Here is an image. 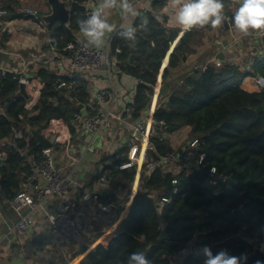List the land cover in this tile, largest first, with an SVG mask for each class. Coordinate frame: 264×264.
Here are the masks:
<instances>
[{"label":"trees","instance_id":"obj_1","mask_svg":"<svg viewBox=\"0 0 264 264\" xmlns=\"http://www.w3.org/2000/svg\"><path fill=\"white\" fill-rule=\"evenodd\" d=\"M166 2L155 1L154 8H162ZM224 4L227 8L228 0ZM85 12V6L76 2L69 28L50 24L58 48L79 43L74 36L79 32L76 21L85 18ZM141 18L148 20L147 28ZM134 26L135 46L119 37V30L112 39L111 56L117 61L119 74L138 80L135 101L130 105L132 120L138 121L151 105L162 62L181 31L166 27L163 19L148 13L136 17ZM209 28H194L184 34L170 56L164 81L170 70L194 51L192 47ZM257 65L256 62L253 67ZM260 73L264 76V69ZM248 76L233 64H211L207 70H196L171 92L167 87L163 89L154 118L164 125L157 127L150 138V157L156 160L176 151L170 144L171 135L191 127V138L201 141L197 155L204 154L206 164L192 171L183 165L177 170L163 164L153 171L144 166L129 216L108 246H99L81 264H126L128 255L137 250L144 251L152 264H204L206 257L200 252L204 246H209L214 255L222 250L233 256L246 255L241 264H264V90L250 93L242 89ZM38 78L42 89L39 95L31 94V99H37L32 108L29 98L19 94L20 84L12 76L3 81L0 93L3 106H7L6 114L0 115V144L5 143L3 150L7 154L0 164V188L12 198L22 191L29 173L22 151L42 150L34 139L29 145L21 140L10 144L15 132L21 125L44 128L51 120H63L74 135L75 115L80 114V104L90 99L89 86L82 77L75 79L79 82L75 93L58 89L62 81H70L67 76L41 69ZM27 86L32 89L31 78ZM119 164L121 161H115L109 167V183L131 187L136 167L119 170ZM212 168L216 169L214 175ZM103 174L104 170L99 179ZM229 176L236 184L229 186L225 182ZM174 180L179 181L177 194ZM163 198L172 201L160 210ZM174 219L173 226L167 227Z\"/></svg>","mask_w":264,"mask_h":264},{"label":"crops","instance_id":"obj_2","mask_svg":"<svg viewBox=\"0 0 264 264\" xmlns=\"http://www.w3.org/2000/svg\"><path fill=\"white\" fill-rule=\"evenodd\" d=\"M76 2L85 6L86 9L93 8L97 4V0H77ZM154 3L155 0H141L137 10L142 14L159 16L161 20L165 21L166 27L175 29L176 27L168 23V15L164 12L167 2L162 8H154ZM1 4L8 11V16L0 19V65L9 70L23 72L29 80L31 78L33 87L30 89L27 86V98H29L32 108L37 104V99H31V94L39 95V90L42 89L41 79L38 78L40 70L47 69L57 76H67L72 72L71 57L64 51L65 46L57 47V39L53 36L50 24H48L49 32H46L39 27L37 22L24 15L25 8L38 9L43 19L51 15L52 8L47 0H1ZM74 4L68 5L69 8L71 6V16ZM237 7L235 0H228V7L224 10L228 17L227 23L218 29H207L198 40L201 44L198 45L197 42V45L192 47L194 51L187 55L177 68L171 69L169 77L164 81L163 75L169 67L172 55V53L170 54L173 49L171 46L168 53L170 56L167 55L162 62L151 105L142 119L154 118L155 112L161 104L165 87L171 92L206 64L218 66L217 63H221V65L229 63L239 67L242 72L250 74L244 79L241 88L250 93L259 92L256 86V77L261 73L258 72L254 75L253 72L256 69L253 66L256 62L258 67L261 62L264 64V44L256 32L244 36L234 29L231 17ZM106 14L109 21L117 25V29L106 36V43L102 47L105 49L119 30L136 20V17H122L118 9L106 12ZM53 24L69 28L71 18L70 22L64 26L58 21ZM185 33L181 32L173 43L178 46ZM74 36L75 42L87 44L80 32H74ZM219 54H223L225 62L217 59ZM115 62L113 81L108 67L81 77L89 86L88 92L91 100L95 98L99 90L107 89L112 83L114 84L116 96L106 102L98 103L96 108L101 113H117L119 119L112 120L109 125L101 127L95 134L86 132L82 135V131L75 126L76 133L73 135L69 125L63 121L64 127L59 138L61 141H58L55 147V153H60L56 158L57 166L70 179L72 197L80 205L79 218L86 227L83 239L76 243H64L51 233L46 212L58 213L60 211L59 198L51 197L42 207L26 208L19 215L11 207V202L15 197L6 195L0 188V235L3 239L0 246V264H45L47 262L81 264L99 246H108L121 223L129 216L131 205L143 176L144 166L140 164L141 157L147 156L148 159L152 157L149 153L150 140L146 142L135 129V125L142 119L132 120L130 105L135 101L138 80L126 73L119 74L117 61L115 60ZM37 66L38 69H36ZM260 69H264V66ZM18 91L20 92V88ZM2 103L0 99V115H5L7 106H3ZM92 109L90 100L88 102L86 100L79 106V115L85 117L93 113ZM26 125L29 128L30 125ZM47 126L45 125L44 128ZM104 130L107 131L106 134L99 138L100 133ZM88 135L93 137L86 143ZM190 135L191 127H184L171 135V146L174 150L187 148L192 140ZM76 138L81 140L84 147L78 146L75 153H72V143ZM99 139L102 145L95 146ZM12 142L13 140L9 143L12 144ZM0 146H2L1 150L5 152L3 150L5 143ZM57 146L60 147L57 148ZM84 149L86 150L84 151ZM90 152L91 158L85 163L84 159ZM117 155L121 156L119 161L122 164L134 162L132 167H136L135 178L139 179L136 187V180L131 187L113 182L99 184L101 172L115 163ZM4 160L6 159H2L0 164ZM24 162L26 165V160ZM120 177L121 175L118 176V178ZM25 180L21 186L22 190L25 188ZM40 184L44 186L45 181L41 179ZM30 194L35 199L37 198L34 192H30ZM95 195H99L100 199H95ZM109 199L116 202V208L105 212L101 210L100 206L101 203ZM120 208H122L121 212ZM21 217H32L35 221L33 229L25 233L19 232L16 225Z\"/></svg>","mask_w":264,"mask_h":264},{"label":"built area","instance_id":"obj_3","mask_svg":"<svg viewBox=\"0 0 264 264\" xmlns=\"http://www.w3.org/2000/svg\"><path fill=\"white\" fill-rule=\"evenodd\" d=\"M68 5L76 3L77 0H62ZM141 0H133V3L138 6ZM163 1V0H155ZM71 9V6H70ZM92 8H87L85 17L90 13ZM24 15L37 22L39 27L46 32H49V25L41 17L40 12L36 8H25ZM107 15V14H106ZM8 16V11L4 9L0 0V19ZM264 44V33H257ZM54 41L53 39H50ZM111 45L112 39L108 44L107 48H95L88 46L85 43H67L64 47V51L71 57L72 72L67 75L70 81H62L58 85V89H65L70 93L78 91V81L75 79L85 75L97 72L102 68L108 67L110 72L111 80L115 76L113 67L116 66L115 60L111 56ZM118 53L121 51L118 49ZM221 66V63H217ZM112 68V69H111ZM208 64L203 66V70H207ZM12 76L13 79L18 80L19 84H28L29 78L20 71L9 70L0 65V93L3 88V81L8 77ZM256 86L258 91L264 90V76L259 74L256 77ZM116 96L115 86L112 83L107 89L99 90L95 98L90 100L93 113L82 117L79 114L75 115L76 121H80V130L87 131L88 133H97L99 129L105 125H109L112 120L119 119L117 113H101L97 110L98 103L106 102L109 99H113ZM95 106V107H94ZM164 122H157L155 118H145L139 121L135 125V129L142 135L146 142H149L151 136L159 126H163ZM64 122L63 120H51L46 128L43 129V133L47 138H50L53 134H58L57 144L61 132L63 131ZM24 141L27 145L32 140V135L27 125H21V128L15 132L13 142L16 144L17 141ZM201 141L199 139H192L187 148L183 150H176L169 152L160 159H148L147 156L143 159V166H146L148 171H153L157 167L163 164H168L172 168L176 169L179 165L187 166L191 171L197 168V166H205L206 160L205 155L201 154L198 157L200 151ZM0 146V150H1ZM56 147V146H55ZM55 147L53 149H42L39 153H30L28 148L25 149L23 155L29 166V173L25 180V188L17 194L12 200L11 207L19 215L23 213L26 208H40L42 207L51 197H57L60 199V211L58 213L46 212V217L49 222V229L51 233L56 236L61 242L64 243H76L83 239L86 231L85 225H83L79 218L80 205L72 197L71 189L72 184L68 177H66L60 168L55 164L53 153L56 152ZM7 154L2 152L0 155V161L6 159ZM121 160V156H115V161ZM134 160V159H133ZM134 165V162L121 163L117 166L119 170L130 168ZM178 169V168H177ZM212 175L216 174V169L212 168ZM112 176V170L107 168L104 170V174L99 179V184L104 185L109 183V179ZM45 181V185L40 184V180ZM179 184L178 180L173 181L174 194L179 192L177 188ZM100 185V186H101ZM30 192H34L37 196L35 199ZM95 199L99 200L100 196L95 195ZM172 199L163 198L159 205V209L162 210L166 203H170ZM101 210L110 212L116 208V202L114 200H107L101 203ZM35 221L32 217H21L17 222L16 229L19 232L25 233L33 229ZM2 237L0 235V246L2 244ZM173 260H177L176 256L172 257Z\"/></svg>","mask_w":264,"mask_h":264},{"label":"clouds","instance_id":"obj_4","mask_svg":"<svg viewBox=\"0 0 264 264\" xmlns=\"http://www.w3.org/2000/svg\"><path fill=\"white\" fill-rule=\"evenodd\" d=\"M235 3L238 7L231 17L234 29L244 36L254 32L264 33V0H235ZM117 9L122 17H142L133 0H97L87 17L77 18L76 21L88 46L103 47L106 36L116 31L117 25L109 21L106 12ZM224 10V0H167L164 8L168 23L179 28L182 33L194 28L222 27L228 20ZM134 23L135 21L118 32L119 37L132 42L130 46L133 47L136 42ZM141 23L147 28L146 18H141ZM200 252L206 257L204 264H241L242 260H246V255L233 256L223 250L214 255L209 246H204ZM126 264H152V261L144 251L137 250L128 255ZM257 264L260 262L257 261Z\"/></svg>","mask_w":264,"mask_h":264},{"label":"water","instance_id":"obj_5","mask_svg":"<svg viewBox=\"0 0 264 264\" xmlns=\"http://www.w3.org/2000/svg\"><path fill=\"white\" fill-rule=\"evenodd\" d=\"M47 1L52 8V14L47 16V17H44L45 22L47 24H52V23L58 21V22H60V24L62 26L68 24L70 22V18H71V9L68 7V4L62 0H47ZM225 23H227V21ZM171 46L173 49L170 52V54L173 53L177 44L171 43ZM170 54H168V57L170 56ZM217 59H219L222 62H225L223 54H219ZM19 94L25 95L28 97L27 85H24V84L20 85ZM29 131H30L33 139L37 142V144L40 148L45 149V150L46 149H53L57 145L58 134H53L50 138H47L45 136V134L43 133V129L41 127H32V126H29ZM92 137L93 136L88 135L86 137V143L89 142L90 139H92ZM225 182L229 186L236 184V181L233 179L232 176H229L228 178H226ZM174 221H175V219L172 220L171 222H169L167 227H172L174 224ZM164 233H165V230H164ZM256 251L258 252L259 250H256ZM45 264H58V263L47 262Z\"/></svg>","mask_w":264,"mask_h":264},{"label":"rangeland","instance_id":"obj_6","mask_svg":"<svg viewBox=\"0 0 264 264\" xmlns=\"http://www.w3.org/2000/svg\"><path fill=\"white\" fill-rule=\"evenodd\" d=\"M201 44V42H198V45H200ZM263 66H264V64L261 62L260 64H259V67L257 66V68H256V71H254L253 72V74L255 75L256 73H258V72H260V68H263ZM36 69H38V66L36 67ZM73 125L75 126V128H77L78 130L80 129V127H81V124H80V121H74L73 122ZM87 131H85V130H83L82 132H81V135H82V133H86ZM106 130H104L102 133H100V136H99V138H101V137H103V135L104 134H106ZM180 141H182V139L180 138ZM102 144H101V142H100V139L96 142V144H95V146H101ZM78 146L79 147H84V145L83 144H81V140L80 139H78V138H76V139H74L73 140V143H72V147H71V151H72V153H75V151H76V148H78ZM60 146H57V148H59ZM86 149H84V151H85ZM60 154V153H59ZM58 153L56 154V153H53V158H54V161H55V164H56V166H57V163H56V158L58 157V155H59ZM91 152L90 153H88L87 154V156H86V158L84 159V161H85V163L91 158ZM143 157H141V162H140V164H142L143 163ZM58 167V166H57ZM135 180H136V178H135ZM138 181H139V179H138ZM136 187V186H135Z\"/></svg>","mask_w":264,"mask_h":264},{"label":"bare ground","instance_id":"obj_7","mask_svg":"<svg viewBox=\"0 0 264 264\" xmlns=\"http://www.w3.org/2000/svg\"><path fill=\"white\" fill-rule=\"evenodd\" d=\"M137 186V185H136Z\"/></svg>","mask_w":264,"mask_h":264}]
</instances>
